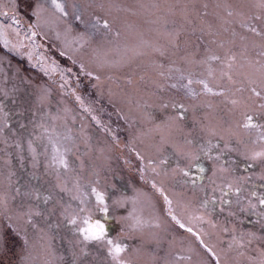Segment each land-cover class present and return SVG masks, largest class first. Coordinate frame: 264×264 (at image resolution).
Returning a JSON list of instances; mask_svg holds the SVG:
<instances>
[{"label":"rangeland","instance_id":"374dc122","mask_svg":"<svg viewBox=\"0 0 264 264\" xmlns=\"http://www.w3.org/2000/svg\"><path fill=\"white\" fill-rule=\"evenodd\" d=\"M58 2L67 17L52 0H0V264H112L103 242L76 231L85 214L121 237L129 264H261L264 222L246 217L261 210L245 188L264 183V160L251 159L264 114L248 100L264 63L259 0ZM95 17L110 27H91ZM244 111L259 130L239 126ZM215 139L254 167L213 163L197 189L183 187L200 140ZM68 150L63 170L54 161Z\"/></svg>","mask_w":264,"mask_h":264},{"label":"snow or ice","instance_id":"6c2138e0","mask_svg":"<svg viewBox=\"0 0 264 264\" xmlns=\"http://www.w3.org/2000/svg\"><path fill=\"white\" fill-rule=\"evenodd\" d=\"M53 6L55 7V9L64 17L68 16V12L65 11L64 5L60 2H58V0H52ZM259 7L264 8V0H259ZM36 15H38V13H35ZM6 15V14H4ZM229 15H231V13H229ZM257 19H259V17H257ZM75 20L80 21L81 23H85L86 27L88 26L87 23L83 20V17L81 15H76L75 16ZM18 23V21H17ZM242 27H247V25L242 24ZM29 27H32V25H29ZM91 27L94 28H104V29H108L110 27L109 22L107 20L101 19L99 17H95L93 23L91 24ZM250 31L255 33L256 35H261L260 32L257 31V29L255 27H251ZM36 33L32 32V36H35ZM243 39V37H242ZM5 45H7V41L5 40ZM261 56H264V52L260 53ZM211 59H218V57H211ZM81 69L83 70V65L81 66ZM260 71V84L259 87H257V82L255 79H251L249 81L250 87L248 89V91L250 92V95L248 97V100L252 101L253 104H255L256 99L260 100L261 103H259V105L257 106V114H264V63H261L259 65V69ZM68 71L70 72L71 69H68ZM89 76L92 75L91 72L88 73ZM209 75H211V72H209ZM229 79H231V77H229ZM65 83H67V81H65ZM193 83V81L189 80L187 84L183 85V87L188 89L189 94L194 95L195 93L192 91V89L190 88V85ZM196 83L200 84L203 86V91L205 93H213V89L209 86V84L205 81V80H199L196 81ZM172 87H176V85H172ZM217 95L222 94V93H215ZM77 100H80V97L77 96L76 97ZM230 103L234 106V108H239L242 104V102L240 100L237 99H232L230 101ZM81 106H83V101L81 100ZM248 105L244 104V108L247 109ZM241 115L243 116L242 122L239 123V126L243 129H257L259 130L262 125L258 124L255 121L254 115L249 114L247 111H244L241 113ZM93 119H95V117H93ZM97 123H99V121H97ZM259 139L260 140H264V133H261L259 135ZM252 160H256V159H260V160H264V150L262 151H258V152H254L251 156ZM60 164H63L65 167H67V163L66 161L63 159V157H61V159L59 160ZM186 174V173H185ZM155 187V185H153ZM92 194L95 196V200L97 203V208L101 213H105L107 214L109 212V209L107 207V205L105 204V194L98 191L96 188H92ZM73 199H80L79 197H73ZM165 200L167 201L168 198L165 197ZM80 203L83 204L85 203V201L83 199L80 200ZM168 203L170 204L171 202L168 201ZM261 204H264V199L260 200ZM90 210L87 208H83L81 207L79 209V213H89ZM169 215H172L171 211H169ZM172 219L176 221L177 224H179V226L181 228H184L185 225L183 223H181V221L179 219H177L176 216L172 215ZM69 224H72L74 226H76L78 224V218L77 216H73L71 219L68 220ZM79 223L81 226L76 227V231L81 235L82 239L84 241H96V242H103L107 247V254L110 257L112 264H129L128 261H126L125 259H123L122 254L127 250L126 246L121 242V237L119 235H117L115 238H110L109 233L106 229V225L105 223H103L101 220L99 219H93L91 217V215L89 214H85L82 217H80ZM139 224V221H137L136 225H133L134 227L137 226ZM187 231L192 233L193 229L191 227L187 228ZM18 234V233H17ZM194 235H196L197 240L200 241V243L203 245L204 241L201 239V237L196 234L193 233ZM25 243H27V241H25ZM205 247H207L206 245H204ZM209 252H212V249H208ZM213 255H215V253H212ZM218 264V262H217ZM261 264H264V260H262Z\"/></svg>","mask_w":264,"mask_h":264},{"label":"trees","instance_id":"16d2710c","mask_svg":"<svg viewBox=\"0 0 264 264\" xmlns=\"http://www.w3.org/2000/svg\"><path fill=\"white\" fill-rule=\"evenodd\" d=\"M66 134H67V137L71 136L68 132H66ZM67 137H66V139H67ZM200 141H203L201 144L202 145L201 146V152L197 156L198 161L194 160V162H193V166L195 169H193L190 173H189V171L184 170V173H187L186 177L181 178V180H180V181H183L185 183V185H187V186H183V187H187L189 189H192L194 187L197 189L198 187H196L197 185L195 184V181L196 180L197 181L204 180L208 169H210V166L213 163H218L219 165H221L223 167H228L227 163L229 165L232 164L231 169H233L234 171H237L240 169L241 170L240 172H242V173L249 172V170L254 167V164L252 162H250L249 160L241 158L240 155L238 154V152L235 153L236 151L234 152L232 150L231 146L223 144L220 140H216V139L215 140H209V142H208V140H200ZM249 143L250 144H257L254 142H249ZM260 143H264V142H260ZM62 145L63 144H61V147H60L61 149H62ZM197 145H198V143H197ZM212 146H217L218 152L220 151V153H221V160L215 159V155L217 154V151L213 150ZM214 149H216V148H214ZM220 149H222L224 151H222ZM68 154L69 155L59 153V155L56 156V160L54 161V163L58 166H61L63 168V170H65V166L63 164H60L59 160L61 159V157H63V159L66 161L67 166H68L69 163L72 162L71 150H68ZM197 157L195 156V158H197ZM252 186H246L245 188L250 190V196L252 198L258 200V203H259L258 208H260L261 211L258 212V211H256L255 207H251V209L246 213V217H248V218L250 217V218H252V220H258V221L264 222V204L260 203V200L264 199V183L262 181H258L256 183L253 182ZM235 191H236V194L238 195L237 197H239L240 196V193L238 192L239 189H237ZM224 195L228 196L229 193L225 192ZM196 200H198V202L202 201L200 194H198V198ZM213 200L215 201L216 199H213ZM236 200L238 201L239 198H237ZM216 201H215V203H216ZM202 203L204 205H206V204L210 205L212 203V201H209V202L208 201H202ZM199 207H201V205Z\"/></svg>","mask_w":264,"mask_h":264}]
</instances>
